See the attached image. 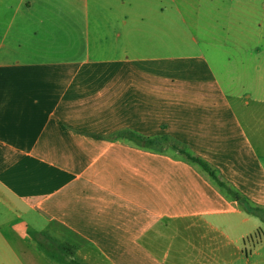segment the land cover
<instances>
[{
  "label": "crops",
  "instance_id": "crops-1",
  "mask_svg": "<svg viewBox=\"0 0 264 264\" xmlns=\"http://www.w3.org/2000/svg\"><path fill=\"white\" fill-rule=\"evenodd\" d=\"M169 5L264 10V0H0V264H264L263 219L177 151L126 137L171 138L264 208L251 96H238L239 113L210 43L184 37ZM240 49L244 66L258 62L242 77L264 103V37Z\"/></svg>",
  "mask_w": 264,
  "mask_h": 264
},
{
  "label": "rangeland",
  "instance_id": "rangeland-1",
  "mask_svg": "<svg viewBox=\"0 0 264 264\" xmlns=\"http://www.w3.org/2000/svg\"><path fill=\"white\" fill-rule=\"evenodd\" d=\"M165 17L171 22H177V26L183 27L186 36L191 37L197 35L200 39H205L210 43V49L206 48L210 56V62L216 70L219 79L226 87L234 104L238 107L239 113H245V109L241 108L238 96H251V104L247 109V114L255 113L257 118V128L259 132L252 134L258 152L264 161V103L255 102L262 99L263 92H260L254 81L242 77V69L245 67L250 72L256 68L257 60H252L248 66H244L241 54V39L248 35L257 40L264 37V10L255 12L242 10H215V11H198V10H182V12L172 11L170 5L164 13ZM206 30L204 34L199 32ZM231 57V58H228ZM252 74V75H251ZM264 99V98H263ZM264 221V220H263ZM262 252L264 253V241L262 244ZM51 256V252H46Z\"/></svg>",
  "mask_w": 264,
  "mask_h": 264
},
{
  "label": "trees",
  "instance_id": "trees-1",
  "mask_svg": "<svg viewBox=\"0 0 264 264\" xmlns=\"http://www.w3.org/2000/svg\"><path fill=\"white\" fill-rule=\"evenodd\" d=\"M126 135L129 140L139 147L151 150H165L166 148H171L184 156L186 160L200 165L202 169L209 174L210 178L216 182L219 187L225 189L243 210L264 220V208L253 204L229 183L223 181L213 167L199 157L194 156L188 148L181 146L166 136L159 139H150L133 132H129Z\"/></svg>",
  "mask_w": 264,
  "mask_h": 264
}]
</instances>
